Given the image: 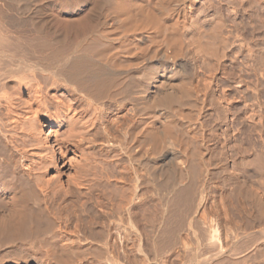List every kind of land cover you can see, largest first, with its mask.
I'll return each instance as SVG.
<instances>
[{"label":"bare ground","instance_id":"bare-ground-1","mask_svg":"<svg viewBox=\"0 0 264 264\" xmlns=\"http://www.w3.org/2000/svg\"><path fill=\"white\" fill-rule=\"evenodd\" d=\"M184 33L205 53L224 42L230 88L226 152L198 186L202 124L192 149L174 136ZM114 96L129 102L112 114ZM112 126L129 179L64 189ZM89 250L88 264H264V0H0V264Z\"/></svg>","mask_w":264,"mask_h":264},{"label":"rangeland","instance_id":"rangeland-1","mask_svg":"<svg viewBox=\"0 0 264 264\" xmlns=\"http://www.w3.org/2000/svg\"><path fill=\"white\" fill-rule=\"evenodd\" d=\"M203 1L207 0H200V2ZM212 2L218 7V0H212ZM220 10L223 11L226 22H228V14L231 12L230 8L227 9L226 6L222 5ZM184 35V51L190 65L191 72L187 81H190L191 85L187 86L184 91L188 97L186 99L187 104L185 111L183 112V117L180 118L183 125L178 126L174 130V136L178 140L188 142L192 149L195 141L198 140V132L195 127L199 122L202 124L201 131L203 140L201 141V145L207 148V156H203L206 159L201 160L203 162L202 163L198 161L199 157L191 154L193 163H195V166H198L199 169L194 177V183L198 186L203 182L206 174L210 175L211 172L213 173L217 152H226V127L228 124V117L226 116V102L227 93L230 88L225 72L223 70L215 69L217 62L223 60L218 57L225 49L224 42L219 41L218 39H213L212 37L209 38L214 41L213 46L215 48L211 53H205L201 50L195 49L194 44H191V42L188 41L185 33ZM114 98L115 99L107 100L106 103V106H110L112 114H114L113 110L115 107H124V105L129 102L128 99H121L119 96H114ZM239 106L240 105H238V107ZM220 116L222 117L221 120H219ZM229 118L231 117L229 116ZM111 124L112 122L109 123V126ZM108 132L114 134L115 138H111L110 136L109 138L106 137L104 131L101 136L97 135V138L95 139V146L89 154L91 157L88 155L90 157L88 160H82L80 158L81 162L79 163L80 166L78 169H75L77 167L72 166V168L66 172L67 175L64 174L60 177V181L63 183L64 189V182H66L65 180H68L69 178L79 182V184L83 186L82 193L84 194L89 191H87V187L91 185L95 186L97 183L103 184V182L105 184L106 181H120V177L123 176L129 179V162L127 156L117 146V144L123 139L122 133L114 129L113 126L110 127ZM139 148L140 147H136L134 151L137 152ZM141 154V156L146 157V153ZM226 162L227 161L223 159L221 162L223 165L221 167H224ZM140 172L147 178H150L145 167L140 166ZM53 174L55 173H50V175ZM146 186L148 190L147 195L152 197L156 196L153 195V187L150 185L148 186V184L145 185V187ZM208 187H210L209 184ZM110 192L114 194L115 191L111 190L108 193ZM80 252L81 254H79ZM98 252H100V250L97 249V253ZM79 253L77 252L78 255H75L74 253L75 258L72 257L73 255L71 256L74 261L73 263H97V260L100 259V254L97 255V253L91 252L90 250L86 253L79 251Z\"/></svg>","mask_w":264,"mask_h":264}]
</instances>
